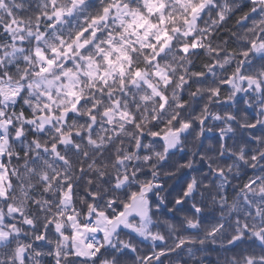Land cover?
Listing matches in <instances>:
<instances>
[{"label": "snow or ice", "instance_id": "6c2138e0", "mask_svg": "<svg viewBox=\"0 0 264 264\" xmlns=\"http://www.w3.org/2000/svg\"><path fill=\"white\" fill-rule=\"evenodd\" d=\"M109 256L264 264V0H0V264Z\"/></svg>", "mask_w": 264, "mask_h": 264}, {"label": "clouds", "instance_id": "9594fccd", "mask_svg": "<svg viewBox=\"0 0 264 264\" xmlns=\"http://www.w3.org/2000/svg\"><path fill=\"white\" fill-rule=\"evenodd\" d=\"M132 243L136 244V247L140 250V252L137 253V254H140V253H142L143 251L146 250L142 245L136 243V241L133 240ZM119 251H122V249L118 250V253H119ZM118 253H117V255H118ZM106 258L109 259V260L115 261L116 264H138V262H136V261H134L132 259H129V258H124L122 260H116V256H109V257H106ZM164 264H184V261L183 260H179V259L168 260V261H165Z\"/></svg>", "mask_w": 264, "mask_h": 264}]
</instances>
